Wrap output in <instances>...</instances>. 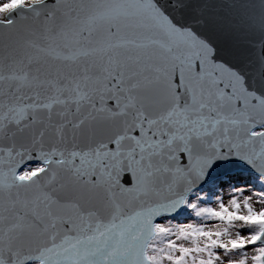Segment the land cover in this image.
Returning <instances> with one entry per match:
<instances>
[{
    "label": "snow or ice",
    "instance_id": "6c2138e0",
    "mask_svg": "<svg viewBox=\"0 0 264 264\" xmlns=\"http://www.w3.org/2000/svg\"><path fill=\"white\" fill-rule=\"evenodd\" d=\"M0 264H264V0H0Z\"/></svg>",
    "mask_w": 264,
    "mask_h": 264
}]
</instances>
